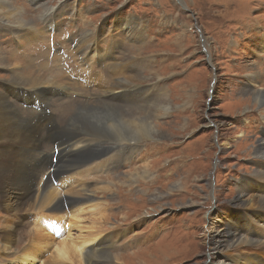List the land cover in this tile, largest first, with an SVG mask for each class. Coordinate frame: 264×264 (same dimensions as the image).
I'll return each mask as SVG.
<instances>
[{
    "label": "rangeland",
    "instance_id": "1",
    "mask_svg": "<svg viewBox=\"0 0 264 264\" xmlns=\"http://www.w3.org/2000/svg\"><path fill=\"white\" fill-rule=\"evenodd\" d=\"M7 1L30 21V27H14L7 9L0 13V97L18 111L15 126L30 130L29 145L38 150L28 152L34 159L27 177L42 181L55 170L62 175L47 187L60 191L54 204L78 202L49 213L43 202L40 212L31 207L33 217L17 219L22 212L8 229L10 216L1 209L0 264H21L24 251H37L40 261L29 264H42L41 254L47 259L65 236L89 233L100 240L86 248L89 261L80 264H233L245 254L238 264H264V209L248 204L264 197L258 179L264 178V97H254L264 91V0ZM24 76L35 88L26 87ZM47 89H55L53 97ZM128 90L130 97H119ZM159 90L168 94L170 109L157 115L154 107L164 101ZM43 102L45 117L34 120ZM107 106L121 114L140 110L153 120L155 137L118 146L89 132L95 143L57 146L71 131H84L91 109ZM19 119L36 122L23 127ZM3 138L1 146L10 134ZM127 140L134 139L127 134ZM3 151L11 152L0 158L13 182L22 179L21 152ZM41 217L53 234L41 240L43 251L28 240ZM229 225L252 244L235 254L226 241L213 250V239ZM71 263L78 264H64Z\"/></svg>",
    "mask_w": 264,
    "mask_h": 264
},
{
    "label": "bare ground",
    "instance_id": "2",
    "mask_svg": "<svg viewBox=\"0 0 264 264\" xmlns=\"http://www.w3.org/2000/svg\"><path fill=\"white\" fill-rule=\"evenodd\" d=\"M8 2L9 1H7V0H0V13H1L2 8L7 9V16L9 14L11 16V18L14 20L13 21L14 22V27L17 26V27H20L21 28V27H24V26H28L29 24L27 25V23H29L30 21H26L24 19V17L22 16V14H19V12H16V9L12 8L10 6V3H8ZM28 27H30V26H28ZM89 42H91V41H89ZM87 46L88 45H86L84 47H81L80 48V51H84ZM101 54H102L103 57L104 56L105 57L107 56L105 52H103V53L101 52ZM86 56H87V53H85V57ZM93 58H94V55H93L92 59ZM99 59H100V61L103 60V59L101 60L100 57H99ZM130 63H132V62H130ZM124 68H126V67L124 66ZM123 72H124V70H123ZM15 73H19V72H17V70H15ZM15 78L18 79L17 76L13 77V79H15ZM22 78L25 79L24 82H26V87H30L31 89L32 88H35V84L29 83L30 80L28 78H26L25 76L22 77ZM251 78H252L251 81L252 82H255V81H257L259 79V75L252 76ZM136 83L138 84V82H136ZM126 87H128V85L125 84V85L122 86V89H124ZM43 91L47 92L48 95H49V97H53L54 94H55V89H49V90L47 89V90H43ZM160 91L161 90H159V92ZM168 91H169V89L167 90L166 93H168ZM109 92H105V93L108 94ZM164 92H165V90H162L160 92V93H162V97L164 98L163 99L164 101L161 102V103H159L158 105H156L157 107H154V105H153L154 109L156 110V114L158 113V111L160 113V110L161 109H164L165 111H168L170 109V102L167 100L168 94H165ZM131 94L132 93L130 91L129 92L123 91L122 94L120 96L119 95L118 96L119 97H123V98H127L128 97L127 95H129V97H130ZM23 96L25 97V95H23ZM254 97H255V100L256 101H258V100H261L262 101V99L264 97V91L258 92ZM30 98H33V97L30 96ZM31 100L32 101L27 102L28 105H30V102L31 103H34V99H31ZM6 101H4V98L3 97H0V139H4L3 138V133H4V135L10 134V139H7L6 140L8 145L7 144L4 145V146H1L0 145V157H3V156L5 157V155H7V156L8 155H11V152L10 151H3V150L9 149L11 147H13V148L15 147L18 151L21 152L23 167H24V170H26V173L24 174V177L22 179L15 180L13 182L12 176L5 169V167L7 166V164L6 165L3 164V162H2L3 158H0V210L3 209V210H7L8 211L7 213H4L5 216H10L9 221H8V222H10V224L7 223L8 226L6 227L8 229V228H11L12 225L15 226V224H16L15 223V220L16 219H14V218L17 217L22 212H26V213H24L25 215H19V217L17 219L25 220L28 217H33L34 214L31 213L33 209L30 211L31 207H33V206L34 207L38 206L35 210H36V212H40L42 206H44V203L43 202H46V205L43 207V210H44L45 213H49V212H54V211H56L58 209H62V208H64V206L67 207V203L78 202V200H77L78 198L77 199H75V198L74 199L73 198H70V199L63 198L62 200L59 201V205L58 204H54L53 200H55V198H57L56 196H57L58 192H60V191H58V189H50L49 191H47V187H48V184H49L51 178H54L57 181L58 180V176H61L62 175V174L56 173L55 170L52 171V172L48 171V174H51L50 177H46L47 174L46 175H43L42 181L41 180L39 181V180H36V179H33V178L31 180L28 179L27 176L31 174V171L32 170H30V168L32 167L33 159H34L33 156L31 157V159L29 158L28 152L32 150L34 152V156H36L38 150H35L34 149V146L31 147L29 145V143H31L30 142V139H29V132H30V130H27L26 129V130H23L21 132L18 131V128L21 129L22 127H16L15 126V124H16L15 121H16V119L20 118V116H19L20 114L18 113V111H16L14 113L13 110L10 108L11 106L9 107V105L7 104ZM155 103H156V101H155ZM114 106H115V104H114ZM44 107H45V102L41 103V109H37V110H40L41 112L38 113V118L37 119H34V120L40 121L43 117H45V114L44 113H46V111L44 113H42V111H44L43 110ZM119 110H121V108H119ZM139 111H137V112H139ZM165 111H163V112H165ZM121 112L120 111H117L115 109V107H109V106L104 107L102 110H99V109H91L90 112H89V115L87 117H84V119L82 117V119H83V128H84L83 130L84 131H82L80 129L74 130L73 132L71 131L69 134H67V136H66V138L64 140H62L61 142H59V144L57 146L58 147H64V148H71L72 149L73 147L74 148L75 147L79 148V147H83L84 145H88V144L90 145L92 143H95L96 140H97V136L94 135V134H92V133H89V132H96V133L98 132L101 135L108 136L109 138L114 139L115 144L116 145L118 144V146H121L122 145L121 143L136 144V143H139V142H141L143 140H146V138H154L155 137L154 136L155 135L154 134L155 133V128L153 126V120L150 119L148 116H142L141 114L139 115L137 112L136 113L132 112V110L131 111H127V112H125L123 114H121ZM154 112L152 111V113H149V114L150 115H154L153 114ZM30 120H24L23 119V121H22V120L19 119V121L17 120L18 121L17 124L20 123L24 127V123H25V127H27V126L31 125L32 123L36 122V121H30ZM51 121L52 120L50 119V122ZM81 125H82V121H81ZM80 132H84L86 134H83L80 137L79 136L80 135ZM107 133H109V134H107ZM127 134H130L131 137L134 140H127ZM109 135H111V136H109ZM1 142H3V141H1ZM25 143H27L26 146H25ZM12 144H17V146L12 145ZM54 149H56V145H55ZM118 149H120V148H118ZM259 150H260V152H261V150L263 151L264 150V147L263 146H260L259 147ZM48 155H49V153L46 154V157ZM261 156H263V155H261ZM261 156H259V154H258V157L259 158ZM24 159H28L29 161H26ZM35 159H36V157H35ZM36 160H38V157H37ZM78 161L79 162L80 161H83V158L79 159ZM17 162H18V165L17 166L16 165H13V167L15 166L13 170H15V168H19V165H20L21 160H17ZM36 166H37V168L41 169L43 167L42 161H41L40 166L39 165H36ZM76 170H77V168H76ZM78 170H79V168H78ZM43 173L40 172V177H41V174H43ZM260 174H261V172L260 173L258 172L255 175H256V177H258V175H260ZM262 174H264V172H262ZM32 177H34V176H32ZM64 179L67 180L68 178L64 177ZM258 179L261 180V181H264V178L263 177H258ZM33 180L36 181V183L32 185ZM72 184L77 185V183H75L73 181H72ZM28 190H30V191H28ZM80 190H83V188H80ZM21 192L24 193L22 196L25 197V200H22V199L19 198V195L21 194ZM33 192L35 193L34 196L31 194ZM239 195L241 197V194L240 193H239ZM240 197L238 196L237 199L240 200V201H242L240 199ZM13 198L15 200H12ZM257 199H258V201L257 200H254V201L249 200L248 201V204H250L252 206L250 208L255 207L254 209H256L258 211H262L264 209V197L257 198ZM61 201H64L65 203L62 205ZM51 203L54 204V206H52ZM259 204H260L261 207L259 206ZM256 206H259V207H256ZM45 209H47V210H45ZM35 210H33V211H35ZM28 211L30 213H27ZM255 214H257V213H255ZM96 216H97V214H96ZM100 219H102V218H100ZM44 221H46V220H44V219L42 220V217H41V221H39V222L36 221L33 224V227H32V230H31L32 231V234H28L29 235L28 236V238H29L28 239L29 240V244H31L34 247H37V248L41 249V251H43V249L41 248V240H44L47 236L50 237V238H52V236H53V234H48L47 233V230L44 227ZM96 221H97V219H96ZM95 226H98V224L95 225ZM231 227L232 226L229 225L225 230H222V231H220V232L217 233L219 235L217 237H215V239H213L214 242H215V245H216V246L213 245V248H212L213 250H215V248H218L220 244H223L224 245L223 242L226 241V242H229V246L230 247H231V245H234L233 253L235 254L236 252H240V250L243 249V246H245V247L247 246L248 247V246H250L252 244V241L250 239H248L247 236H246L247 238L245 237L246 239H244V238L239 237L237 234L230 233L229 230L231 229ZM7 229L3 233L4 234L3 235L4 236L3 239H4V241L6 243H8L10 241V235H8L9 232L7 231ZM248 229H250V228H248ZM58 230H60V229L58 228ZM97 233H99V232H97ZM5 234H7V235H5ZM90 234L91 233H89L87 236H83V237L80 236L81 238H79V239H76V238H73L72 239V237L70 238V236H65L62 240H60V242H59V244H57V246L55 245L56 247L53 249L52 254L47 259H45V258L43 259V253L41 254L42 264H64L65 262H71L73 260H75L78 264H80L82 262V261L80 262V260L82 258H84V257H86L87 260H88V257H90V256L89 255H86L88 253L86 251V248L89 245H91V244H96L100 240V239L96 240L95 238L89 239ZM55 235L59 236L61 234H55ZM95 235H96V233H95ZM223 238H225V239H223ZM216 239H218V240H216ZM230 247H228V248H230ZM36 255H38V252L37 251H36ZM36 255L35 254H32L30 252L25 253V251H24L23 253L18 254V261L21 264H29V263L39 262L40 260L38 259V257ZM246 259H248V254L243 255L242 258L240 257V259L238 260V262L239 261L242 262V261H244ZM93 261H94V259H93ZM84 262L86 263V260L85 259H84ZM238 262L233 263V264H238ZM13 263L16 264L15 262H13Z\"/></svg>",
    "mask_w": 264,
    "mask_h": 264
}]
</instances>
